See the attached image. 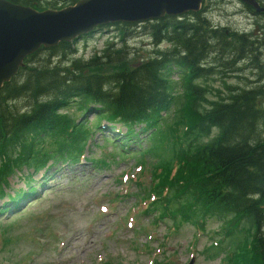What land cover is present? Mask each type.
I'll return each mask as SVG.
<instances>
[{
	"label": "trees",
	"instance_id": "1",
	"mask_svg": "<svg viewBox=\"0 0 264 264\" xmlns=\"http://www.w3.org/2000/svg\"><path fill=\"white\" fill-rule=\"evenodd\" d=\"M6 1L36 11L63 9L53 0ZM204 10L141 24L98 27L95 32L109 28L119 32L122 38L117 39L123 46L115 49L117 43H109L85 61L72 58L74 42L41 47L27 56L15 77L0 88V200L14 172L22 168L38 172L51 161L80 160L90 133L63 112L72 105L79 115L93 107L99 119L125 127L127 138L136 126L144 125L151 132L162 122L165 129L156 138L171 133L170 158L152 164L153 186L148 195L156 187V193L165 191L167 203L184 211L185 221L192 215L202 225L208 218L219 219L223 226L217 232L222 235L219 243L230 239L227 264H264V103L260 100L264 88L225 86L227 95L216 91L210 100L212 89L195 83L212 76L227 78L228 70L246 56L253 61L255 42L248 41L246 34L231 39V30L212 26ZM138 26L155 49L142 61L120 59L127 51L124 38L136 34ZM228 40L230 55L225 52ZM214 42L219 49L212 46ZM162 44L169 48L160 49ZM214 47L219 55L209 62ZM228 55L235 59L228 61ZM171 67L182 75L184 97L172 115L174 127L162 120V113L167 114L177 99ZM20 101L23 106L18 108ZM161 167L164 174L157 175ZM34 192L11 199L17 203Z\"/></svg>",
	"mask_w": 264,
	"mask_h": 264
},
{
	"label": "rangeland",
	"instance_id": "2",
	"mask_svg": "<svg viewBox=\"0 0 264 264\" xmlns=\"http://www.w3.org/2000/svg\"><path fill=\"white\" fill-rule=\"evenodd\" d=\"M53 1L64 9L80 0ZM259 1L264 4V0ZM202 7L212 26L231 30V39L246 34L256 48L253 61L244 57L230 69L232 72L228 70L227 78L212 76L206 82L195 81L212 89L207 99L212 100L216 91L227 95L225 86L264 88V33L262 37L252 36L254 24L264 28V16L257 15L264 11L256 13L252 8L254 12H248L233 0H204ZM140 29L136 27V34L124 38L127 51L120 59L138 62L151 56L155 46L147 35L138 32ZM118 36L122 38L109 28L94 32L88 40L78 39L72 42L76 51L72 58L88 60L109 43H117L115 49H119L123 45ZM216 45L212 44L218 48ZM226 45L225 52L230 55L232 44L228 40ZM215 47L211 48L214 51L209 62L219 55ZM168 48V44L160 46ZM229 55L228 61L235 59V55L231 59ZM170 71L177 99L167 114L162 113V120L172 122L174 127L176 119L172 115L184 97L181 73L176 67ZM260 100L264 103V96ZM22 106L20 101L17 107ZM93 109L79 115L72 105L63 111L83 123L90 133L82 152L83 162L51 161L38 172L22 168L8 178L0 200V264H227L224 260L230 239L219 243L222 235L217 232L223 228L219 219L208 218L202 225L192 215L185 221L184 211L167 203L165 191L156 193V187L148 195L153 186L152 164L170 158L171 133L160 134L155 140L165 129L162 122L151 132L144 125L136 126L124 142L114 130L125 136L127 129L99 119ZM162 168L157 169V175L164 174ZM33 190L26 200L14 203L11 199Z\"/></svg>",
	"mask_w": 264,
	"mask_h": 264
},
{
	"label": "water",
	"instance_id": "3",
	"mask_svg": "<svg viewBox=\"0 0 264 264\" xmlns=\"http://www.w3.org/2000/svg\"><path fill=\"white\" fill-rule=\"evenodd\" d=\"M203 0H80L61 10L36 11L0 0V88L24 66V59L42 48L70 43L98 27L141 24L196 13ZM256 13L255 0H240Z\"/></svg>",
	"mask_w": 264,
	"mask_h": 264
},
{
	"label": "flooded vegetation",
	"instance_id": "4",
	"mask_svg": "<svg viewBox=\"0 0 264 264\" xmlns=\"http://www.w3.org/2000/svg\"><path fill=\"white\" fill-rule=\"evenodd\" d=\"M204 1V0H203ZM233 1H239L240 2V0H233ZM258 4H260V6H262V7H264V4L261 2V1H259V0H255ZM241 3V2H240ZM243 9V8H242ZM206 14H208V12H205ZM240 14H244V11L243 10H241L240 9V12H239ZM245 16H247V14H245ZM254 31H253V33H252V36L253 37H255L256 38V36H261V35H263V33H264V28H262V27H260L258 24H254ZM231 32V34H232V31H230ZM262 37V36H261ZM257 41V40H256Z\"/></svg>",
	"mask_w": 264,
	"mask_h": 264
},
{
	"label": "bare ground",
	"instance_id": "5",
	"mask_svg": "<svg viewBox=\"0 0 264 264\" xmlns=\"http://www.w3.org/2000/svg\"><path fill=\"white\" fill-rule=\"evenodd\" d=\"M155 21V20H154ZM149 22V21H148ZM151 22V21H150ZM145 23V22H144ZM78 39H80V40H83V36L81 37V38H78ZM77 39V40H78ZM76 40H74L73 42H75ZM182 91H183V89H182ZM170 136V135H169ZM123 138V140L125 141L126 140V136L125 137H122Z\"/></svg>",
	"mask_w": 264,
	"mask_h": 264
}]
</instances>
